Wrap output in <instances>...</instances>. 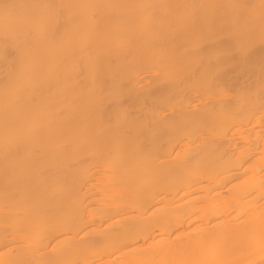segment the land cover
Masks as SVG:
<instances>
[{
  "label": "bare ground",
  "instance_id": "bare-ground-1",
  "mask_svg": "<svg viewBox=\"0 0 264 264\" xmlns=\"http://www.w3.org/2000/svg\"><path fill=\"white\" fill-rule=\"evenodd\" d=\"M0 264H264V0H0Z\"/></svg>",
  "mask_w": 264,
  "mask_h": 264
}]
</instances>
